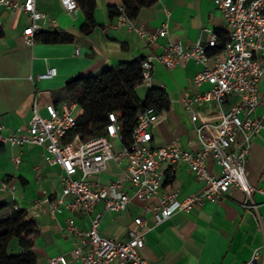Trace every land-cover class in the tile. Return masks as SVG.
<instances>
[{
	"label": "crops",
	"instance_id": "obj_1",
	"mask_svg": "<svg viewBox=\"0 0 264 264\" xmlns=\"http://www.w3.org/2000/svg\"><path fill=\"white\" fill-rule=\"evenodd\" d=\"M11 1L21 5L24 0ZM120 7L121 0H96L95 26L89 34H82L80 28L85 18L80 9L69 14L59 0H36V9L47 16L39 21L38 33H63L72 40L58 43L39 40L27 46L23 31L30 24L29 17L20 9L0 6V125L5 136L28 126L36 100L41 107L69 101L65 99V85L75 77L95 76L104 68H117L149 54L157 55L167 40L187 49L198 42L209 43L217 34L227 32L222 13L211 0H156L151 6L141 8L133 20L135 26L147 33H156L169 13L168 37L150 44L127 26L117 27V18L110 20L109 9ZM49 68L57 71L53 79L31 80ZM203 68L194 60L170 70L156 62L150 85L135 89L142 102L150 88L163 90L168 100L167 110L150 130L151 146L162 147L173 142L184 150L197 149L194 125L182 99L209 89L206 83L199 86L193 83V77ZM259 92L261 101L255 116L264 120V78ZM207 108L208 113L200 114L214 119L221 110H227L228 103L221 108L209 104ZM112 144L114 151L122 145L117 139H113ZM44 154L43 147L31 143L0 145V203L5 205L0 220L8 217L13 209L27 212L35 224L31 236L35 264H47L50 258L59 255L65 256L70 264H78L72 255L78 239L68 233L66 227L74 222L79 229H87L89 217L79 210L51 207L50 203L59 200L66 203L69 198L62 195L61 169L49 165ZM164 168L170 169L168 164ZM208 170L213 174L219 172L211 159ZM172 171L174 183L164 185L162 192L175 190L176 198L182 200L202 190L203 184L194 179L185 163L174 165ZM124 174L125 165L110 160L105 170L91 181L106 185L123 178ZM245 174L254 189L251 198L231 187L218 203L204 202L190 213L177 212L160 223L156 222L155 214L145 208L147 203L157 204L162 192L147 203L132 199L125 211L117 213L105 211L103 203L99 202L90 216L100 213V234L122 242L130 239L134 218L142 217L147 232L140 254L151 263L247 264L254 250L261 249L260 261L264 264V130L252 140ZM2 185H6L5 190H1ZM127 191L132 192L129 187ZM35 202H38L36 208ZM10 251L20 252L15 240L11 242Z\"/></svg>",
	"mask_w": 264,
	"mask_h": 264
},
{
	"label": "built area",
	"instance_id": "obj_2",
	"mask_svg": "<svg viewBox=\"0 0 264 264\" xmlns=\"http://www.w3.org/2000/svg\"><path fill=\"white\" fill-rule=\"evenodd\" d=\"M59 1L69 14L79 9L76 0ZM211 1L221 11L227 28L221 52L207 55L208 49L216 47V37L209 43L198 42L187 49L178 42L167 40L159 54H149L141 62V85H150L156 62L167 70L189 60L204 66L193 77V83L196 86L206 83L209 89L192 96L185 95L182 99L196 132V150L181 149L173 142L162 147L151 146L150 130L164 114V110L156 111L153 107L138 113L131 144L121 145L118 151H114L112 140L121 142V123L113 113L107 116L108 124L103 135L85 141L75 136L69 144H63L64 136L76 124L78 104L70 100L43 107L36 100L28 126L16 129L7 136L0 125V145L31 143L41 146L45 151V161L61 169L62 195L69 201L59 200L50 203L51 207L54 210L60 207L69 211L79 210L88 215L87 229H79L74 222L66 227V231L78 239V245L72 251L76 263L155 264L144 260L140 254L147 232L142 217L134 218V227L129 230L130 239L122 242L102 236L99 231L102 215H90L99 202L103 203L105 211L117 213L125 211L132 199L147 203L151 198L159 197L168 170L164 168L166 164L172 170L174 165L185 163L203 188L182 200L176 198L175 190L162 192L157 204L147 203L145 210L155 214L157 223L177 212L190 213L204 202L218 203L231 187L251 198L254 189L247 181L245 164L252 140L264 130V120L255 116L261 101L259 84L264 78V0ZM0 6L9 10L20 9L29 17L30 24L23 31V39L25 45L32 46L40 29L39 21L47 19L36 9V0H24L21 5L11 0H0ZM119 10L123 12L121 7ZM124 25L151 44L158 38L168 37L169 13L156 33H147L121 13L116 26ZM56 74L55 68H49L35 78L31 77V80H51ZM226 102L228 108L221 110L218 118H206L207 115L200 114L210 111L207 108L209 104L221 108ZM210 159L218 174L208 170ZM110 160L125 165L124 177L106 185L92 183L91 179L99 176ZM15 162L18 163V160ZM127 187L132 190L131 193H128ZM5 189L6 185H2L1 190ZM37 206L38 202H35L34 208ZM252 207L256 208L255 205ZM260 250H254L247 264H262ZM47 264L70 262L59 255L50 258Z\"/></svg>",
	"mask_w": 264,
	"mask_h": 264
},
{
	"label": "trees",
	"instance_id": "obj_3",
	"mask_svg": "<svg viewBox=\"0 0 264 264\" xmlns=\"http://www.w3.org/2000/svg\"><path fill=\"white\" fill-rule=\"evenodd\" d=\"M156 0H121L119 8L109 9V18L113 20L124 14L134 20L143 7L154 4ZM84 15L85 22L80 28L82 34H89L95 26L94 10L96 0H76ZM217 45L207 50L208 56L218 54L223 49L226 34H217ZM58 43L71 41L72 37L63 33H38L34 41ZM123 63L117 68H104L95 76L75 77L65 85V99L76 102V124L63 138V144H69L75 136L89 140L104 134L108 124L107 116L113 113L121 123V143L129 146L132 133L137 124L138 113L153 107L156 111L167 110V97L163 90L150 88L146 99L139 100L135 89L142 84L141 62ZM58 104V102L54 103ZM175 176L171 169L165 172L164 185H172ZM5 205L0 203V212ZM35 224L23 209H13L8 217L0 220V264H35L31 236ZM16 241L19 253H12L10 245Z\"/></svg>",
	"mask_w": 264,
	"mask_h": 264
}]
</instances>
